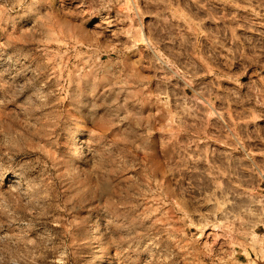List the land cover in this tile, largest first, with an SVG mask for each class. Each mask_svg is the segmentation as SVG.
I'll return each mask as SVG.
<instances>
[{
	"label": "rangeland",
	"instance_id": "374dc122",
	"mask_svg": "<svg viewBox=\"0 0 264 264\" xmlns=\"http://www.w3.org/2000/svg\"><path fill=\"white\" fill-rule=\"evenodd\" d=\"M263 216L264 0H0V264H264Z\"/></svg>",
	"mask_w": 264,
	"mask_h": 264
},
{
	"label": "bare ground",
	"instance_id": "6f19581e",
	"mask_svg": "<svg viewBox=\"0 0 264 264\" xmlns=\"http://www.w3.org/2000/svg\"><path fill=\"white\" fill-rule=\"evenodd\" d=\"M146 42H149L150 43V41L149 40H147L146 39ZM80 135H82V132L81 131H77V132H75V136L72 138V140H75V139H77V137H79ZM81 147V146H80ZM253 204H251V206H252V208L250 207L249 209H247V210H249L250 211V213L251 212H254L253 210V205L255 206V205H258V202L256 201V202H252ZM257 203V204H256ZM260 205H262V204H260ZM249 213V214H250ZM255 214V213H254ZM259 214V213H258ZM226 216V215H225ZM229 216V215H228ZM260 216H258V218H259ZM264 217V216H263ZM261 219H262V216H261ZM98 232H99V226H98V224L96 223V222H94L93 223V225H92V227H91V229L89 230V236H91V237H95L97 234H98ZM254 233V232H253ZM257 234L256 233H254L253 234V236H256ZM261 252H262V254H263V256H264V245H263V247H262V250H260ZM260 252V253H261ZM100 264H102V262H100Z\"/></svg>",
	"mask_w": 264,
	"mask_h": 264
}]
</instances>
